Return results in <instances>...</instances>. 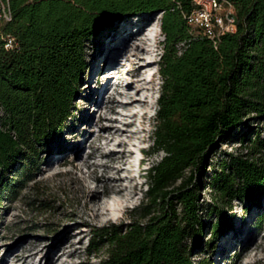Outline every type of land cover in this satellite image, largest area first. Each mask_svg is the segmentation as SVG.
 <instances>
[{
	"label": "trees",
	"instance_id": "obj_1",
	"mask_svg": "<svg viewBox=\"0 0 264 264\" xmlns=\"http://www.w3.org/2000/svg\"><path fill=\"white\" fill-rule=\"evenodd\" d=\"M231 1L237 32L215 49L191 36L181 16L178 5L189 11L191 0H9L13 20L0 36V196L15 198L11 176H30L40 148L70 118L85 44L127 17L160 12L153 150L164 157L146 175L147 201L132 215L139 220L100 230L97 246L108 248L101 264H210L191 259L205 229L198 179L218 144L264 118V0ZM7 37L14 49H6ZM247 142L212 177L206 212L216 218L214 236L233 228L232 201L259 205L264 198V166L255 158L263 142Z\"/></svg>",
	"mask_w": 264,
	"mask_h": 264
},
{
	"label": "rangeland",
	"instance_id": "obj_2",
	"mask_svg": "<svg viewBox=\"0 0 264 264\" xmlns=\"http://www.w3.org/2000/svg\"><path fill=\"white\" fill-rule=\"evenodd\" d=\"M114 27L85 44V71L62 131L40 148L30 176H11L19 184L15 198L0 196V264H101L108 248L97 246L99 231L139 220L132 215L147 201L146 175L164 157L153 150L162 85L161 14L127 17ZM247 128L216 146L198 179L205 229L191 249L192 260L264 259V198L259 205L232 201L233 228L217 236L216 218L206 212L212 177L226 154L257 137L264 146V118ZM255 158L264 166V149ZM112 187L120 193H109Z\"/></svg>",
	"mask_w": 264,
	"mask_h": 264
},
{
	"label": "built area",
	"instance_id": "obj_3",
	"mask_svg": "<svg viewBox=\"0 0 264 264\" xmlns=\"http://www.w3.org/2000/svg\"><path fill=\"white\" fill-rule=\"evenodd\" d=\"M190 6L189 11H184L178 5L191 36L207 39L216 49L223 36L237 32V10L231 0H191ZM12 20L13 13L9 0H0V36L2 38L4 26ZM15 46V39L7 37L6 49H14Z\"/></svg>",
	"mask_w": 264,
	"mask_h": 264
},
{
	"label": "bare ground",
	"instance_id": "obj_4",
	"mask_svg": "<svg viewBox=\"0 0 264 264\" xmlns=\"http://www.w3.org/2000/svg\"><path fill=\"white\" fill-rule=\"evenodd\" d=\"M113 72H117L118 74H119V72L116 70H114ZM143 82H144V80H143ZM115 89H117V88H115ZM108 92V91H107ZM122 191V190H121ZM107 192V191H106ZM120 193V190H117L116 188H110V190H109V193ZM95 197V196H94ZM258 264H264V259H262V260H260L259 262H258Z\"/></svg>",
	"mask_w": 264,
	"mask_h": 264
},
{
	"label": "water",
	"instance_id": "obj_5",
	"mask_svg": "<svg viewBox=\"0 0 264 264\" xmlns=\"http://www.w3.org/2000/svg\"><path fill=\"white\" fill-rule=\"evenodd\" d=\"M160 12L156 13V15H158Z\"/></svg>",
	"mask_w": 264,
	"mask_h": 264
}]
</instances>
